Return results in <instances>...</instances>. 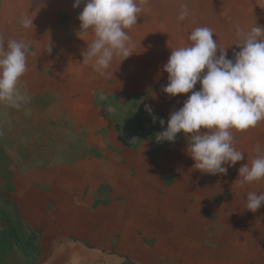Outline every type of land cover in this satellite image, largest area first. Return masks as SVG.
<instances>
[{"label":"rangeland","instance_id":"374dc122","mask_svg":"<svg viewBox=\"0 0 264 264\" xmlns=\"http://www.w3.org/2000/svg\"><path fill=\"white\" fill-rule=\"evenodd\" d=\"M137 3L142 8L137 24L149 29L151 35L137 33L135 38L171 46L169 50L188 45L190 32L207 26L231 59L233 52L239 51L235 45L238 29L247 31L256 23L264 27V0H137ZM71 4L74 0H0V23H4L8 12L19 14L15 18L24 14L33 19V26L24 29L14 19L17 35V29L22 27L25 36L42 33L45 35L42 41L46 43L53 42L52 35L66 38L68 45L74 38L80 55L81 37L88 35H77L80 21L76 17L84 5L75 8V17L71 15ZM185 9L189 15L181 21L178 17ZM0 40L4 41V37L0 36ZM28 51L27 72L28 65L38 60L31 49ZM159 53L162 54L158 58L159 84L152 83L151 89L146 85L143 91L148 90L147 96L154 86L158 95H166L163 87L168 83V74L163 66L171 52ZM67 71L63 68L64 80ZM199 88L198 83L194 90ZM188 95L172 97L174 101L167 111L163 106L157 112L152 111L157 118L155 122L146 111V106L153 105L151 99L140 96L133 104L126 100L128 96H118L120 101H126L118 106L103 95L104 117L115 123L105 128V133L95 127L103 117L86 112L82 119L90 123L88 126L65 119L58 126L46 119L40 123L41 132L35 135L38 139L26 134L30 132L29 120L22 114L13 119L3 111L0 264H232L235 259L238 264H257L244 251L245 243L238 244V252L230 254L228 241L231 236L248 231L246 219L242 218L244 221L239 225L236 220L246 212L245 195L264 191V180L243 186L235 183L242 165L264 155V121L245 131L233 130L234 146L244 153V160L235 166L225 165L226 175L203 173L194 169L195 162L187 154L188 141L183 133L177 135L174 143L156 139L166 129L170 114L183 106ZM155 100L160 101L159 97ZM3 104L6 103H0V108ZM160 119L165 121L163 127ZM9 120L14 124L8 127L5 123ZM78 129H90L95 140L97 134L103 135L109 149L90 147L91 133ZM54 162H61V174L53 173ZM263 211L264 206L257 212L262 213L264 220ZM187 215H195L204 222L212 218L225 222L224 227H217V246L223 244L217 255L204 254L207 259L203 260L201 250H195L177 236L179 233L174 231L181 233L182 228L177 225ZM259 221L264 223L260 218ZM205 227L207 232L208 226ZM258 231L264 232V227ZM19 234L22 243L17 242Z\"/></svg>","mask_w":264,"mask_h":264},{"label":"clouds","instance_id":"9594fccd","mask_svg":"<svg viewBox=\"0 0 264 264\" xmlns=\"http://www.w3.org/2000/svg\"><path fill=\"white\" fill-rule=\"evenodd\" d=\"M81 4L77 35L91 32L94 36L82 52L83 63L94 59L96 70L103 74L114 57L124 61L134 53L126 29L137 25L142 8L137 0H74L73 7ZM188 15L185 9L178 19L183 21ZM18 22L24 29L33 26L29 16H21ZM213 36L211 28L196 27L188 35V45L172 48L163 66L168 74L163 91L171 97L190 95L170 114L166 129L156 139L174 143L183 133L194 169L226 175L225 165L235 166L244 160V153L234 146L233 130L245 131L264 121V27L256 23L247 31L238 29L235 45L239 51H234L231 59ZM28 48L22 40L10 39L6 44L0 40V103L20 108L27 101L19 86L27 72ZM47 51L51 53L50 45ZM198 83L199 90H194ZM146 111L153 115L150 106ZM156 119L153 115V122ZM159 122L165 125L163 119ZM238 171L235 183L240 186L264 180V155H257ZM262 206L264 191L248 192L246 210L257 212Z\"/></svg>","mask_w":264,"mask_h":264},{"label":"crops","instance_id":"0c3cea01","mask_svg":"<svg viewBox=\"0 0 264 264\" xmlns=\"http://www.w3.org/2000/svg\"><path fill=\"white\" fill-rule=\"evenodd\" d=\"M69 7L71 8V15L76 17L77 14L74 15L75 13H73L75 10V8L73 9V5L71 4ZM18 15L19 14H14L12 12L5 14L4 23H0V36H3L6 42L10 39L24 41L29 46L28 50L31 49L34 54L33 56H36L38 60L37 63L35 62V64L32 63L28 65L30 71L26 72L21 78L20 90L27 95V101L24 102L20 108L12 107L7 103L3 104L0 108V114H3V111H5L6 116L12 117L13 119L16 115L22 114L26 120H29L30 132L26 131L28 136L38 139L39 137L35 135L41 132L40 123H45L46 119L49 120V124L54 122L53 125L58 126H61L60 124L64 119L74 120L77 123L84 124L83 126H88L90 123L82 119L86 112L88 114H95L103 117V121L100 125H95V127L96 130L99 129L100 132L105 133L104 129L109 126H115V123L107 121L104 117L106 115L104 110L106 103L104 100H101L103 95L107 96L106 98L110 100L111 104L117 103L118 106L126 102L120 101L118 96H128L126 100L132 101L133 104L136 103V100H138L140 96H143L144 98L152 100L153 105L151 109L153 112H157L156 109L162 106V109L166 111L167 108H171L172 104L170 102L174 101L173 98L168 94L164 96L160 93L158 95V92L155 91V86L152 88V91H154L148 96L146 95L148 90L143 91V88L146 89V85L151 89L152 83L157 84V86L159 84L157 80L159 69L158 58L159 54H161L159 52L165 53L172 51V49H168L171 48V46L165 44L159 45L156 41L153 43L149 41L145 42L144 40L139 38L137 40L135 38L137 33L138 35L141 34L150 37L151 33L149 29L143 28L144 26H140L139 24L132 26L130 29H126L132 39L134 45L132 47V52L134 53L124 61L123 57H114L110 67L101 74L95 68L94 59H90L87 63H83L82 52L87 49V44L91 43L94 39L91 32L87 34L88 36L81 37L83 48H81V54L79 55L76 52L77 49L75 48L76 42L74 38H71L73 42H70V45H68L69 40L66 38L59 39L55 35H52L53 42L46 43L42 41L45 35L36 33L35 35L29 34L25 36L23 35L22 27L21 29H17V35L13 27L15 26L14 19H19L15 18V16ZM20 16L25 15L21 14ZM55 16H58L57 13H55ZM76 18L79 20L78 16ZM1 20L0 14V21ZM52 26L55 28L56 24ZM20 31H22V33H19ZM154 38H156V36H154ZM61 43H63L62 48L60 46ZM49 45L52 49L51 53L47 51ZM28 54L30 55L29 51ZM63 57H66V59H63ZM63 68L68 70V75L65 80ZM63 84L66 85L67 88H63ZM52 86L53 90L51 89ZM158 97L161 102L155 100ZM19 110L20 113H16ZM6 122L5 124H7L8 127L10 124H14L13 120ZM113 129L117 130L115 127ZM78 130L91 133L90 129ZM93 134L94 133H91V140L88 142L90 147L96 148L98 145L99 148L109 149L107 140L103 135L97 134V136H95L97 139L95 140ZM38 147H41V145ZM108 152L110 151H106V154L109 155L110 153ZM53 173H62L61 162H54ZM257 213H251L249 210H246L245 214L236 217L238 225L240 222L244 221L242 218L246 219L245 222L248 231L244 235L230 237L228 241L229 244H231L229 252L230 254L234 251L238 252L237 245L245 243L246 249L244 251L248 253L249 257H252V260H255L257 264H264V232L258 231V228L264 227V223L260 222L259 218L261 221L264 220L261 217L262 213L258 215L259 218L256 217ZM260 223H262V225H259ZM233 225L234 219L230 222V226ZM205 226H208L207 232ZM224 226L225 222L218 221L216 218L207 219V221L204 222L195 215L192 217L187 215L185 220L177 225L178 228H182L181 233L178 230L174 232H178L179 235L177 236L182 237V239L184 238L183 241L193 245L195 250L197 248L201 250L200 255L203 257V260H206L207 258L204 257V254L217 255V250L223 248L221 241L217 246V227L222 228ZM255 245L262 246L256 247ZM232 264H238V260L235 259V262Z\"/></svg>","mask_w":264,"mask_h":264},{"label":"trees","instance_id":"16d2710c","mask_svg":"<svg viewBox=\"0 0 264 264\" xmlns=\"http://www.w3.org/2000/svg\"><path fill=\"white\" fill-rule=\"evenodd\" d=\"M7 180H8V178H7ZM11 188H12V187H11ZM11 191H12V189H11ZM17 232H18V231H17ZM16 239H17V242H18V243H22V242H23V239H22V237L20 236V234L16 236Z\"/></svg>","mask_w":264,"mask_h":264}]
</instances>
